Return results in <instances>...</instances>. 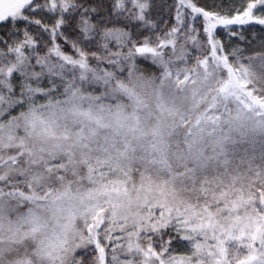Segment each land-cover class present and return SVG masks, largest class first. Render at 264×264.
Wrapping results in <instances>:
<instances>
[{"label": "snow or ice", "instance_id": "1", "mask_svg": "<svg viewBox=\"0 0 264 264\" xmlns=\"http://www.w3.org/2000/svg\"><path fill=\"white\" fill-rule=\"evenodd\" d=\"M0 264H264V0H0Z\"/></svg>", "mask_w": 264, "mask_h": 264}, {"label": "trees", "instance_id": "2", "mask_svg": "<svg viewBox=\"0 0 264 264\" xmlns=\"http://www.w3.org/2000/svg\"><path fill=\"white\" fill-rule=\"evenodd\" d=\"M173 2H175V0H157L158 5L159 4L171 5ZM225 2L232 6L240 7L243 3V0H225ZM186 3H187V0H186ZM164 11L165 13H167L168 8H165ZM234 27H238V26H234ZM244 27H249V26H244ZM260 30H261V26H256L255 28L252 29V33L258 34ZM217 32L219 36L221 37V39L227 40L226 30H224L222 27H218ZM153 71H156V69L153 68ZM187 254H189V248L186 247L185 244L181 243V244L175 245V250L173 252V255L177 257H181Z\"/></svg>", "mask_w": 264, "mask_h": 264}]
</instances>
